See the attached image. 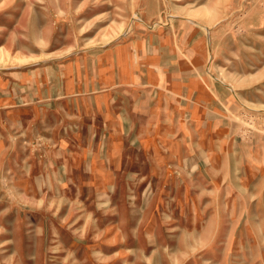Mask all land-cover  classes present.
<instances>
[{
  "label": "rangeland",
  "instance_id": "obj_1",
  "mask_svg": "<svg viewBox=\"0 0 264 264\" xmlns=\"http://www.w3.org/2000/svg\"><path fill=\"white\" fill-rule=\"evenodd\" d=\"M0 264H264V0H0Z\"/></svg>",
  "mask_w": 264,
  "mask_h": 264
}]
</instances>
